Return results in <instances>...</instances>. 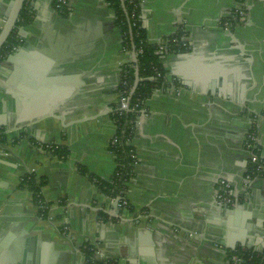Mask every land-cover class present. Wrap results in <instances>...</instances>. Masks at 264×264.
<instances>
[{"label": "crops", "instance_id": "crops-1", "mask_svg": "<svg viewBox=\"0 0 264 264\" xmlns=\"http://www.w3.org/2000/svg\"><path fill=\"white\" fill-rule=\"evenodd\" d=\"M32 5L0 62V264H90L86 245L120 264H234L238 249L263 251L264 175H247L252 129L264 157V0H141L149 41L183 29L188 48L166 56L138 118L127 208L81 167L102 179L116 170L112 114L134 48L107 0H68L66 16L56 0ZM28 173L47 181L46 216L21 185ZM222 179L233 205L218 201Z\"/></svg>", "mask_w": 264, "mask_h": 264}, {"label": "trees", "instance_id": "trees-1", "mask_svg": "<svg viewBox=\"0 0 264 264\" xmlns=\"http://www.w3.org/2000/svg\"><path fill=\"white\" fill-rule=\"evenodd\" d=\"M245 1V0H241ZM33 0H26V3L21 11L19 20L17 22L18 28L25 26L32 22L35 12L32 5ZM110 7L115 11L117 17V24L124 33V44L128 48H134L136 52L140 49L142 53L138 54L137 62L135 64L128 63L122 68V81L126 80L127 85L121 82L118 92L119 95H126L129 97L130 107H136L135 110H119L116 109L112 118L117 125L118 136L120 142L116 145H111L110 150L113 152L117 167L110 179H102L99 176L90 173L86 168L81 167V171L84 174H88L91 179L97 184L98 188L106 196L111 198H119L120 204L126 200L125 189L128 181L134 174L135 160L132 156L135 151L132 145V140L136 134L135 121L140 117L142 110L145 108V103L149 99L154 90L159 87L165 80L166 70L164 68V61L167 55L170 53L183 52L188 47L183 45L184 30L179 29L176 33L163 38L158 43H151L148 39V31L144 26L141 17V0H124L125 8L123 7L121 0H107ZM58 4V0H56ZM60 12L63 15H68V9L66 5L62 6ZM228 21L234 26L241 22L239 20L238 13H235ZM17 27L11 33L9 39L0 50V62L4 60L9 53L21 45L22 41L17 33L19 31ZM162 50V51H160ZM160 51V52H159ZM139 71L140 80L137 83V87L132 92V86L137 81L136 71ZM158 72L162 73V77L158 76ZM7 142L6 134L0 131V143ZM255 146V145H254ZM253 153L256 154L255 147H253ZM54 153L58 156L66 158L68 151L62 147H57ZM254 169V165H251L249 171ZM46 179L38 177L35 173H28L22 178L21 185L28 186L33 192V200L36 204H41L43 187L46 184ZM129 206V205H128ZM42 215L46 216L49 213V208L40 211ZM86 260L90 264H120L119 260H102L95 255L94 249L86 245L83 250ZM245 257V264H264V250L255 251L252 249H246L242 252Z\"/></svg>", "mask_w": 264, "mask_h": 264}, {"label": "built area", "instance_id": "built-area-1", "mask_svg": "<svg viewBox=\"0 0 264 264\" xmlns=\"http://www.w3.org/2000/svg\"><path fill=\"white\" fill-rule=\"evenodd\" d=\"M63 5H66L67 6V9L69 8L68 6V0H58V4H56V8L60 11L62 9V6ZM69 11V9H68ZM238 16H239V20L242 21V19L244 18L245 16V12L244 10H241V11H238ZM230 22L229 21H226L225 23V28L228 29V27L230 26ZM183 39V45L188 47V44L187 42L184 40V38L182 37ZM162 51V50H160ZM159 51V52H160ZM143 50L140 49L138 52L135 51V55L138 56V54L142 53ZM135 64V63H133ZM158 76L159 77H162V73L161 72H158ZM124 85H127V81L124 80L122 81ZM133 89H134V86H132V92H133ZM119 104L120 106L118 107L119 110L123 111V110H135L136 107H130L129 105V97L126 95H120V99H119ZM135 124H136V128H137V124H138V119L135 121ZM118 132V130H117ZM256 141H257V133H256V130L255 129H252L248 135V147L250 149H253L254 145L256 144ZM120 142V138L118 136V133H116V135L113 137L112 141H111V145H116ZM110 145V146H111ZM57 147H52V150L54 151ZM134 160H135V163L137 162V155H136V150L133 151V154H132ZM134 163V164H135ZM251 163L252 165H254V169L252 171H249L247 177L248 179H251L252 177H255V176H260V175H264V157L260 156V154H252L251 156ZM133 164V165H134ZM220 188H219V191H218V195H217V198H218V201L221 203V204H226V205H233L234 204V201H235V198H234V191L232 189V186L231 184L225 180V179H222L220 181ZM41 204H38L39 207H40V211L42 209V211H44V209H48V204L47 202L45 201V198H44V195L42 193V199H41ZM129 205V202L128 200H124L120 206L122 208H127ZM246 249H238L236 250L234 253H232L231 255V259L232 261L234 262V264H245V257L242 255V252L245 251Z\"/></svg>", "mask_w": 264, "mask_h": 264}, {"label": "water", "instance_id": "water-1", "mask_svg": "<svg viewBox=\"0 0 264 264\" xmlns=\"http://www.w3.org/2000/svg\"><path fill=\"white\" fill-rule=\"evenodd\" d=\"M121 1L123 4V7L125 8L124 0H121ZM2 2H3V0H2ZM25 3H26V0H11L9 2V6H8V9H7L5 15L0 16V50L2 49V47L5 45V43L9 39L13 30L16 27L18 28L17 22L19 20L21 11H22ZM18 29L20 30L21 27H19ZM134 53H135V50H134ZM135 62H137V56L135 57ZM136 74H137V81L134 85L133 92L135 91V89L137 87V83L140 80L138 69L136 71ZM119 106H120V104H119ZM2 145L4 147L8 148V144L2 143ZM119 202H120L119 198H116L115 205L120 206ZM112 214L115 215V212Z\"/></svg>", "mask_w": 264, "mask_h": 264}]
</instances>
